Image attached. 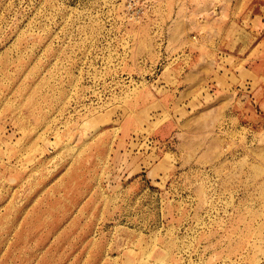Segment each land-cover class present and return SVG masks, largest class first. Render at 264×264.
<instances>
[{
    "label": "rangeland",
    "instance_id": "obj_1",
    "mask_svg": "<svg viewBox=\"0 0 264 264\" xmlns=\"http://www.w3.org/2000/svg\"><path fill=\"white\" fill-rule=\"evenodd\" d=\"M0 264H264V0H0Z\"/></svg>",
    "mask_w": 264,
    "mask_h": 264
}]
</instances>
